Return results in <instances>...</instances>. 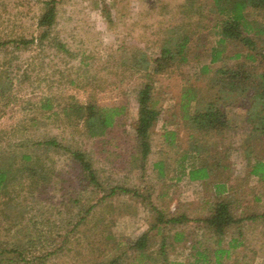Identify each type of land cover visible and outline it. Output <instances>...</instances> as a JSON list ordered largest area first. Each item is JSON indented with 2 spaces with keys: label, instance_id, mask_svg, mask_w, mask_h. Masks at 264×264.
Listing matches in <instances>:
<instances>
[{
  "label": "rangeland",
  "instance_id": "rangeland-1",
  "mask_svg": "<svg viewBox=\"0 0 264 264\" xmlns=\"http://www.w3.org/2000/svg\"><path fill=\"white\" fill-rule=\"evenodd\" d=\"M46 1L0 0V69L7 68L14 81L10 104L0 99V153L29 152L52 173L34 195L18 182L0 196V264H104L112 256L133 264L137 252L127 243L146 232L150 252L156 254L164 243L170 260L192 261L198 240L216 246L217 234L200 219L228 196L217 191L221 182L233 188L235 217L264 213V178L249 173L251 160L264 156L249 100L241 107L240 98L222 101L229 120L216 134L198 132L184 117L185 88L222 89L216 69L244 61L229 58L245 47L234 42L225 45V58L210 61V48L220 36L214 26L222 17L214 0H56L57 19L50 27L39 24ZM187 33L194 38L187 60L176 56L163 73H155L163 46L175 44L167 39ZM258 51L257 59L245 64L248 70H264V35L258 37ZM146 82L153 85L151 101L160 115L144 158L136 126L139 91ZM46 100L51 109H42ZM75 103L119 106L124 112L104 135L91 136L82 118L65 111ZM191 133L208 134L199 138L196 152L204 160L217 159L212 178L199 183L182 175L183 155L195 151ZM48 139L57 145L44 144ZM75 150L86 152L97 182L88 179ZM158 161L164 162V173ZM5 199L16 207L6 208ZM173 215L182 221L164 222ZM226 232L224 246L233 236L243 240L227 264H264V216L234 223ZM177 233L181 240L174 239ZM67 234L62 250L53 252ZM24 235L25 247L19 242ZM29 239L37 242L34 247ZM16 246H23V255Z\"/></svg>",
  "mask_w": 264,
  "mask_h": 264
},
{
  "label": "trees",
  "instance_id": "trees-1",
  "mask_svg": "<svg viewBox=\"0 0 264 264\" xmlns=\"http://www.w3.org/2000/svg\"><path fill=\"white\" fill-rule=\"evenodd\" d=\"M218 7V12L222 17L216 21L214 27H217L219 39L216 40L210 48V61L212 63L219 61L224 57L225 45L232 42L237 45L243 44L245 47L242 50L234 52L233 58H243L244 61L236 68H226L221 66L216 71L219 73L218 86L221 85L222 89L216 91H198V89L190 86L185 88L182 93L181 103H183V109L186 111L184 117L192 123V127L196 126L198 132L202 130L215 131L211 134H216L217 129L221 125H227L229 118L227 117V110L225 103L228 100L234 98H240L239 107L246 105L243 100L247 99L251 103L248 112L256 113L257 115V131L264 137V70L260 71L252 66L248 70L245 66L249 60H256L258 51V37L264 35V0H214ZM44 11L39 18V24L41 26L50 27L55 24L57 19V5L56 0H47L45 3ZM257 16H262L261 20ZM47 34V32H46ZM44 34V35H46ZM175 41L173 45H165L161 50L160 57L154 60L155 66L153 71L155 73H163L167 66L179 56L181 60H187V53L190 49V42L194 40L191 33L184 34L179 40L178 38H168L167 43ZM22 43L29 44L31 40H21ZM224 46V47H222ZM222 47V48H221ZM259 52V53H258ZM204 71L209 70V64L202 66ZM252 71V72H251ZM251 72V73H250ZM220 80V81H219ZM217 85V84H213ZM212 86L211 89L214 87ZM217 86V87H218ZM14 81L13 77L9 75L7 68L0 69V99L5 106L10 104L9 97L13 92ZM216 87V88H217ZM153 85L150 82H146L139 91V113L136 126L137 137L140 140L141 153L144 158L148 156L151 151V131L156 121L159 118L160 110L154 106L151 101ZM214 93L213 96H211ZM233 102V101H232ZM237 105V106H238ZM53 105L46 100L42 103V109H51ZM69 116L75 115L76 118L83 119V126L88 134L91 136L104 135L109 127H111L118 115L123 113V107L111 106V107H97L92 104L81 105L73 104L69 110ZM194 111V112H193ZM193 133L189 134L190 137ZM208 134H202L201 136L192 135V140L195 144L192 149H195L193 153L186 152L182 159V175H188L191 180L207 179L213 174L214 161L204 160L203 153L196 152L201 144L198 142L199 138L202 140L207 138ZM261 137L259 144L264 142V138ZM201 140V141H202ZM49 146H56L55 139H48L43 142ZM23 145V142L21 143ZM198 145V146H197ZM73 156L79 160L82 164L83 170L86 173L88 179L93 182H97L95 170L87 158L86 152L82 150H75ZM18 159L20 164L18 165ZM187 160L189 162H187ZM22 161V162H21ZM156 165L160 166L161 173H164V162L158 161ZM249 173L259 179L264 178V156H255L250 164ZM52 175L50 166L43 163L41 159L36 158L35 155L27 152L23 153L20 157L16 153L4 152L0 153V196H7L10 185H14L19 182L21 185H28L33 192V195L38 192L49 180ZM226 185L223 183L217 184V191L223 193L226 191ZM233 188H231L232 190ZM122 191H128L127 188H121ZM228 193V196L215 203L213 213L207 218L200 219L207 223L208 228H212L215 234H217L216 246H203V242L198 240L197 244H193V257L194 260L188 262H179L170 260L165 251V244L163 243L159 250L154 254L147 248L149 246V233H144L136 240L127 243L129 250H133L136 253L133 264H147V261H158L161 264H227L226 259L230 258L232 250L237 248L243 243L242 238L233 236L228 245L224 246L225 236L227 234L226 229L234 223H240L246 219H257L263 214H252L246 217H235L232 212V192ZM115 190H113L114 192ZM9 200V199H5ZM6 208L16 207L12 201H6L3 203ZM5 210V209H4ZM4 210L1 212L3 214ZM90 210V209H88ZM16 218H19L17 215ZM182 218L176 215L171 216L164 222H180ZM18 224V222H17ZM25 226H22L21 232L25 233ZM70 231H67V233ZM69 234L62 237L61 243L54 251L62 250L65 241L69 239ZM37 239H42V236L37 235ZM68 237V238H67ZM181 235L176 234V240H181ZM27 237L24 235L19 240L24 244ZM31 239V238H30ZM28 240L29 247H34L37 242L35 240ZM61 239V238H60ZM25 240V241H24ZM124 242H121L123 244ZM23 247V246H22ZM22 247L16 246L14 251L19 252V255H23ZM61 252V251H60ZM59 252V253H60ZM127 253V252H126ZM124 258L115 256L105 262L104 264H123Z\"/></svg>",
  "mask_w": 264,
  "mask_h": 264
},
{
  "label": "crops",
  "instance_id": "crops-1",
  "mask_svg": "<svg viewBox=\"0 0 264 264\" xmlns=\"http://www.w3.org/2000/svg\"><path fill=\"white\" fill-rule=\"evenodd\" d=\"M233 54L234 53H232V54H229L228 56H229V58H231V59H233V57H231V56H233ZM226 56H224L223 58H225ZM236 59V58H235ZM221 60V59H220ZM212 171H214V168H213V170ZM188 178H189V176H187ZM212 178V175L210 176V177H208L206 180H209V179H211ZM190 179V178H189ZM201 180H204V179H201ZM191 182H193V183H199V181L198 180H190ZM221 183H223V184H225L226 185V191L225 192H223V193H229V191L231 190V186L230 185H227L225 182H221ZM217 185V184H216Z\"/></svg>",
  "mask_w": 264,
  "mask_h": 264
}]
</instances>
